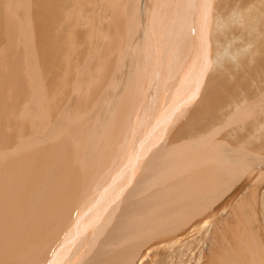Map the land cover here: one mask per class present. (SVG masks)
Returning a JSON list of instances; mask_svg holds the SVG:
<instances>
[{
  "label": "rangeland",
  "instance_id": "rangeland-1",
  "mask_svg": "<svg viewBox=\"0 0 264 264\" xmlns=\"http://www.w3.org/2000/svg\"><path fill=\"white\" fill-rule=\"evenodd\" d=\"M52 1H54L53 5L50 4L48 6V3ZM67 1L68 2H66V0H14V3H12L11 0H0V81H2L0 82L2 83L0 84V97L2 94H5V96L3 95V98H1H5L4 100L7 99L6 101L0 100L5 104L3 106L6 108V110H4L5 108L3 109L6 112L4 116H8L7 112L9 111V113H11L8 116V119L12 117L7 120L10 123L7 122V125H4L5 128L8 129H5L8 131V134L7 131H5L4 135L11 136L10 132H12L14 128L9 129V124L14 127L13 121L21 115V112H19L20 115L14 117L15 110L18 111L17 109H19V111H26L34 109L35 104L33 101V95L35 94V88L30 89V87L31 85H34L33 76L35 74L32 68H28L29 65H31L30 61L34 62L36 65L37 73H39V76H37L39 78L43 74L48 81L51 78L49 83H52V81L54 83L58 79L57 85L65 78L63 77L65 71L69 76H66L68 82V78L71 76L74 79V75L68 73V71L73 72L72 70L76 67H73L72 63L73 65L78 66L76 71H79V69L82 70L83 67L86 68V65H89L90 62L92 64L96 59V53L101 51L99 50L100 48L102 49V53H100L102 58L105 56V58H103L104 62L107 65H112V59H114V56L110 54L111 57H109L110 52H106L107 49L110 50L111 48L109 46L111 36L108 27L109 24L111 25L114 15L121 18L120 15L125 14V17L127 15L128 18H121L123 21L118 18V22L122 25L123 30L127 29V32L123 33L125 35L123 39L124 45H122L120 55H116L111 74L109 75V78L106 79L105 83L107 84V88L104 89L105 92L103 90L106 95L101 92V94H103L100 96V99H103H99V101L101 103L104 102L105 106L101 108L100 103L97 106L95 113V119L97 122L95 123L96 125L94 124V127L98 125L97 128H99L100 125L101 127L105 125L103 120L105 121L104 118L107 116L105 113L106 110L108 111L110 107L112 108L113 104L122 97L129 81L132 80L130 77L135 74L134 72L138 70L140 66L136 63L135 58L137 55H143V53L139 51V47L141 43L143 44L145 31L149 28L151 23L156 29L158 23L154 22V20L156 18H161V16H159L163 15L161 11H167L172 6V3L176 2V0H158V4L155 7L154 5L157 0H135L137 4L136 9L135 6L133 7V5H135L134 0H122V2H120L121 0H118L116 1L115 7L111 9L112 6L108 4L107 0ZM183 1L185 2V0ZM201 1L202 0L198 3ZM24 2L27 3V5H23ZM222 2L223 7H220ZM176 3L175 8L179 5L182 6L180 3ZM181 3L183 4L182 0ZM195 3L197 4L196 0ZM12 4H17L20 8H17V6L14 5L15 8H13ZM210 4H213V8L215 7L213 10L210 9L211 14L208 16L210 22H203L199 27L194 26V24V27L186 24L188 28H181L182 30H179L180 32L187 31V36L182 37V34L179 36L177 29L180 27L179 23L181 20L173 17L172 23L169 25L167 32H165V36L162 31L163 36L160 39L158 47L160 51L161 49L164 51L161 53L162 58H164L162 62H164V60L166 61L165 57L167 49H169L168 51L172 49L169 48L170 38H172V40L176 39V41L179 40L177 41L179 42L178 44L175 43L178 45V50H171L174 52H172L173 56L170 57V61H173L172 58L175 57L172 65H174V63L175 65H179V63L184 60L182 64H180L182 66L179 67L180 69L185 67L190 68L191 65L194 64L191 70L192 74L195 73L192 81H190V79L185 81H189L188 86L190 87L192 85L190 82L193 83L196 79V73H198L201 65L204 64L202 59H200V52L196 46L198 36L196 38L197 41L194 43L195 46L191 48L194 37L193 34L197 31L199 36H202L203 34L205 35V40L201 43L203 45V51L208 44L209 66L207 65V69L203 70L205 71L203 76L204 83L199 87L200 90L198 93L200 94L190 102L191 105L187 104L188 107L187 105L185 107L183 104L185 109L181 106L182 109L180 107L178 108L179 112L176 110L174 118L171 120L172 122L170 121L168 126H166L167 129L157 138L156 143H151L149 140L146 141L145 137L140 139V136H134L130 139L129 143L130 145L132 143V145L129 146L127 150L125 149V143H123L121 148H117V157H115L116 162L112 167L113 169H118L117 176L122 172L124 175L131 177L129 168L134 162V157L136 156L133 151L141 146L146 147L144 145L145 143H151L153 145L143 160L144 162L142 161L140 168L132 178L130 184L128 185L127 181L123 184V186L127 184L128 187L124 190L119 200V204L115 206L116 209L114 208V213L112 211L108 213L102 224L93 231L94 234H91L89 241L86 236L82 235V243L84 244L85 249L83 252H81L82 250L80 249L76 251V244L74 248L71 249L73 251H70L69 253V257H71L69 258L70 261H72L74 253L81 252L83 258L79 256L80 259H77V264H112L114 261L113 264H264V130L263 127H259L256 122L255 124L253 123V126H251L249 122L255 120V118H260V112L264 110V75L260 73L259 76L256 72L254 73V68L253 70H250L252 72L249 74H245V71L243 72L245 63L248 67H251V69L252 65L255 67L256 63L253 62L254 60L252 61V58L255 59L256 56H254L255 50L257 51L261 45L264 47V0H212ZM7 6L10 7V11ZM180 6L176 10L181 16V13L183 12L180 11ZM193 7L194 6H192V9ZM186 8H189L188 3L186 4ZM155 9L160 12H156ZM153 12H156V14ZM8 13L14 20L13 32L10 30V23L8 22L7 17L9 16ZM157 13L159 14L158 16ZM148 19L150 22H148ZM137 20L139 24L137 23ZM192 22L193 20L191 23ZM207 25L209 26L208 28H206ZM158 26L160 27V30H162L161 25ZM175 29L177 30L174 31ZM188 30L190 31L189 35ZM149 31L151 32V30ZM173 31L178 32L176 37ZM102 32L104 33L102 34ZM169 32H171V34H169ZM106 34L108 36H106ZM107 38H109V41ZM104 45L106 46L103 47ZM52 52L57 53L58 56L53 55ZM190 52H192V54H190ZM47 55L49 58H52L50 59V61L52 60L51 62L48 60L49 58ZM192 56L193 59H190ZM55 57L56 59L58 58L57 61H55ZM68 58L69 60H67ZM258 59H260V57ZM44 60L45 62L49 61L48 63L51 64L48 65V63H46L45 65H42V63H44L42 61ZM65 61H67V63L71 61L69 66L64 65ZM57 62L59 63V66ZM87 62L89 64H86ZM187 62L190 63V66H185ZM12 63L14 64L12 65ZM54 63L56 64L54 65ZM116 63L120 64L117 65ZM144 64H146V62ZM4 66H6V68ZM162 68L163 70H166L168 67L166 68L165 66H162ZM50 70L54 71L50 72ZM163 70H161L162 73L166 72ZM259 70H263L264 72V65L263 67L259 66ZM180 71L176 73L171 81V85H175L176 89L177 85L179 86L180 83H183L180 81L182 79ZM237 72H241L242 74L240 75L242 77L240 75L235 76V73ZM46 73H49V76ZM46 75L48 77H46ZM135 76L132 78L134 79ZM55 77L59 78L56 79ZM175 77L177 79H174ZM237 77H239V79H237ZM39 78L36 84L41 81L39 86H44L45 84L49 91L53 88L56 92H60L58 103L61 102L65 95L64 97H61L62 91L59 89V85L56 87V83H52L53 85L50 83L49 88V84H47L48 81L45 80L44 77L42 78V76L41 78L43 80ZM75 78L77 80L78 75H75ZM76 80L74 79L72 82H75ZM178 81L180 83H177ZM236 82H240V84H237ZM168 84H170V80L168 81ZM150 85V88L148 87L147 91H145L146 98L142 95L143 101L146 99V103L149 101L148 104H151V108L157 107L156 109H158V107H160L163 112L166 111L169 105L173 110L176 109V105L178 104L172 99L175 95L174 91H171L167 96L164 95L166 93L161 89V92H164V94H162L166 97H163L162 95V101L159 102V100L153 98L156 97L154 94L156 92L158 80L152 81ZM69 88L71 87H68V89ZM150 89L154 92H151ZM214 89L216 90L214 91ZM217 89L220 92V98ZM70 90L72 95H70V99H72V102L69 101L70 99L67 101L69 104L67 109L71 110L74 108L73 104L75 103L78 94L76 95L72 89H69V91ZM63 91H66V95L69 92H67V87L66 90ZM99 91L100 89H98L97 93ZM186 91L181 95L184 96ZM214 92L217 93H215V96ZM27 93H30L31 98L25 103V100L23 99L27 98ZM18 96L23 98V101H21V99L18 100ZM182 96V99L178 100L179 103L181 101V103H184V98ZM225 96L228 98L231 96V98L228 99L229 101L234 97L235 100H240H238V102H235L234 100L235 105H229L230 103H226V101L223 100L226 98ZM154 100H157L158 104H156ZM152 101H154L155 104H152ZM198 102H200L199 105L197 104ZM10 104L14 108H11ZM142 105H144V103H142ZM7 106L10 108H7ZM210 109L214 111L218 117L214 123L208 125L210 121L208 123L205 119L211 121L213 119H210L208 116L207 118L206 114H204V110L207 112L210 111ZM240 109L252 112V116L250 117L251 120L249 118L242 122H233L228 126L229 119H236L237 112ZM97 112L99 117L96 116ZM167 113L169 115L171 112L167 111ZM134 114H138L137 111H135ZM134 114L130 117V120L132 121L135 120ZM7 116L4 119V124H6ZM97 117L100 118V121ZM201 121H203L202 123L207 124L204 125ZM231 121H233V119ZM261 122L263 123L261 125H264V119L261 120ZM246 124H249L253 128H250V126L247 128ZM150 125H144L141 129L146 130V128L152 127ZM255 127L256 130H254ZM253 131L256 132L254 133ZM128 132L127 136L131 137V132ZM149 132V130H146L145 134ZM230 132H232V135H230L229 138H224L222 140V135L224 137L225 133ZM155 133H159L158 129L155 130ZM212 134L214 135L212 136L214 139H211L210 137ZM12 136L13 137L10 138H14V135ZM199 136L210 138V140L205 147L197 144V148L194 149L193 153L189 152L182 155V152L180 151L183 149L176 150L174 147L181 144H191L195 141L199 143L198 140L201 138ZM41 137L42 136L37 137V139H40ZM12 141L14 142V140ZM152 141H155V136H152ZM227 142L230 143V145ZM42 143L45 144L46 142L44 141ZM239 143L242 145L247 144L250 150H253V153H251V151L243 153L241 150H244V148L238 149V147H235ZM90 144L91 151H94L95 146L92 142ZM12 145H14V143H12ZM12 149H14V146ZM178 152H180V154ZM192 154H194V156H192ZM242 155L244 156V159L246 158L248 161L247 163L241 158ZM217 159L219 160L218 162H220L219 165L213 163V161ZM234 159L241 160V162L237 160L239 166L242 162V164L245 163L247 165L246 168L244 166V173L235 171L227 173L230 175H226L227 178L225 177L224 192L216 193L215 191L216 185L221 183V179L204 184V172L211 170L212 167L216 168L217 165L221 167V169L225 167L224 170L227 167H233L236 162ZM248 165L249 168L247 167ZM109 170L110 169L105 173ZM172 171H175L176 173H173ZM166 173H170V177ZM44 180L45 182L48 181L46 179ZM115 196L116 195L110 193L108 201ZM207 201L208 206L205 207L204 204ZM104 207H106V204ZM194 208L196 210H201V214L197 216L194 214H188L192 213ZM184 212L186 218L187 216L192 218L191 221L189 220L191 223L188 222L190 225L187 224L185 225L186 227L179 226L182 218L178 215L180 213L183 214ZM203 218L205 219V225L202 224ZM187 227H193L194 229L192 234H188L190 237H188V235L186 237L183 236V231L188 229ZM242 237L248 238V242L253 243V252H257L256 254H253L256 256L254 260L249 259V256L252 257V254H250L249 250H245L248 248H245L246 242ZM94 238H96L97 241L92 245V242L94 243ZM90 248L92 250H90ZM25 250L29 251V249ZM217 255L218 257H216ZM222 256L226 258L224 259ZM258 256H260L259 259ZM214 259L217 260V262L214 261ZM247 259H249L250 262H248ZM22 260L26 262L27 260H30V257L26 256ZM210 260H212L213 263H211ZM43 263L44 261L42 264ZM70 263L74 264L73 262Z\"/></svg>",
  "mask_w": 264,
  "mask_h": 264
},
{
  "label": "bare ground",
  "instance_id": "bare-ground-1",
  "mask_svg": "<svg viewBox=\"0 0 264 264\" xmlns=\"http://www.w3.org/2000/svg\"><path fill=\"white\" fill-rule=\"evenodd\" d=\"M24 1H26V0H24ZM70 1H69V3H70ZM116 1H118V0H107L108 4L110 6H112L111 9L115 7ZM123 1H125V0H123ZM199 1L200 0H196V2H197V4H196L195 0H185V2L182 0V2H183V4H182L181 0L180 1L176 0V2H178L182 5V6L179 5L181 7V10L180 9L179 10L181 12H183V13L180 12L181 16L178 14L179 12H177V10H176V9H178L179 6H177V8H175L176 2H173L172 6L167 11H164V12L161 11V13H163V15H159L158 13L160 11L155 9L156 12L158 11L157 16L159 15V16H161V18H156L155 20L154 19L153 20H154V22H157L158 25H161L162 30H160V27L158 25H156V29H155L153 24L149 23L150 24L149 28L144 33L143 44L141 43V45L139 47V51L143 53V55H141L143 57L137 55L135 58L136 63H138L140 65V66L138 65L139 68L137 67L139 71L136 70L134 72L135 74L133 73L134 74L133 76L136 75L134 77V79L132 78L133 76L130 77L132 80L129 81V83L126 87V90L123 93L122 97H120L119 100L113 104L112 108L110 107V109L108 108L109 109L108 111L106 110L105 113L107 116L104 118L105 121L103 120V122H105V125H103L102 127H101V125L99 126V128H97L98 125L96 127H94V124L97 122V120L95 119L96 109H97V106L101 103L99 101L100 96H102V94L105 92L104 89L107 88V84L105 82H106V79H108L109 75L111 74V71H112L113 65H114L113 63H114L115 57L117 54L120 55L122 45H124L123 39H124L125 35L123 33L127 32V29L123 30L122 25L118 22L119 17H117L116 15H114V19H112L113 21L111 22V25L109 24V27H108L109 32H110V36H111L110 43H109V46L111 48H110V50L106 48L107 49L106 52L109 51L110 52L109 55L112 54V56H114V59H112V65H110V64L107 65L104 62L103 58H105V56L103 55L104 57L102 58V55L100 54V53H102L101 48L99 49L101 51L96 53V57H95L96 59L93 61V63L91 64V62H90V64H89L87 62L86 64H89V65H86V68L83 67L84 70L79 69V71H76V68L78 69V66L73 65V63H72V66L73 67L76 66V67H74L75 69L72 68L73 72L68 71V73H72V75H74L75 80H76L75 75H78V78L75 82H72L74 79L71 76L70 78H68L69 79V82H68V80L66 79L67 78L66 76H68V74L65 71L64 76H63L65 78L62 79L61 82L59 80L60 83L58 84L60 87L59 89H61V91H62L61 97H64V95H65V97L62 98L63 100L61 102L58 103V100L60 99V92H56V90L53 89L52 86H51V88L53 89L54 92L52 91V89H51L52 92L49 91L45 84H44V86H39L41 81H39V83L36 84V82H38L39 73H37L36 65L32 61H30L31 65L28 64L29 65L28 68H32V70L35 74L33 76V78H34L33 84L34 85H31V87H30V89L35 88V94L33 92V94H34L33 95V101H34L35 106H34L33 110H26V111L25 110L19 111V109H17L18 111L15 110L14 111V117H16L17 115H20L19 112H21V115L19 117L15 118V120L13 119L14 120L13 121L14 127H12L9 124L10 122L7 121L10 118H12V117H10L8 119V116L10 115L11 112L9 113V111H8L7 112L8 116L7 115L4 116V114H6V112L4 111V110H6V108L3 107L5 105L3 103V101H6L7 99L6 100H4L5 98L2 99L3 95L5 96V94H2V96H1L2 98L0 97V99L3 100V101L0 100V264H42L43 261H44L43 264H71L70 262L74 263L77 261V259H80L79 256H81L83 258V256L81 255L82 254L81 252L84 251L85 246L82 243L83 242L82 235L86 236L88 241H89L91 234L92 233L94 234L93 231L95 229H97V227L99 225L102 224V222L104 221V218L108 215V213L110 211H112L114 213V208L117 204H119V200H120L124 190L127 189L132 178L134 177V175L136 174V172L140 168L142 161L145 159L146 155L151 150V147L153 146L151 143H156L157 138L165 132V130L167 129L166 126H168V124L170 123L172 118H174L176 110L178 111V108L179 107L181 108V106H183V104L185 105V107L187 104L191 105L190 102L193 101L195 99V97H197V95L200 94V93H198V91L200 90L199 87L202 83H204L203 82V78H204L203 76L205 74V71H203V70L207 69L206 68L207 65L209 66V64H208L209 63V61H208L209 60L208 44H207L205 50L203 51V45L201 43L205 40V35L203 34L202 36H199L197 34V31H195V33L193 34L194 37H193V42L191 44V46H192L191 48H193V46H195L194 43H195V41H197L196 38L198 36V42H197L196 46L200 52V59H202V62L204 64L201 65L198 73H196L197 74L196 79L193 81V83L190 82V84H192L190 87L188 86L189 81H187V82H185V81L187 79H190V81H192V78L195 75V73L192 74V72H191L194 64H192L190 68L185 67L183 69H180L179 68L181 66L180 64H182V62L184 60L181 63H179V65H175V63H174V65H172L175 57L172 58L173 61L172 60L170 61V59H171L170 57L173 56L172 52H174L171 50L172 49L178 50L177 44L179 42H177V41H179V40L176 41V39L172 40V38H170V42H169L170 47L169 48H172V49L170 51H168L169 49H167V53H166V57H165L166 61L164 60V62H162V60L164 58H162V56H161V53H163L164 51H162L163 49H161V51H160L158 48L159 43H160V39L163 36L162 31L164 32L163 34L165 36V34H166L165 32H167L169 25L172 23L173 17H176L179 20H181L179 23L180 29L179 28H177V29L179 32V36H180V34H182V37L187 36L186 35L187 31L180 32L182 30L181 28H188L187 25L192 26V27H194V26L199 27L203 22H210V19L208 17L209 14H211L210 9L213 10L215 8V7L213 8V4H210L212 2V0H202L200 3H198ZM11 2L14 3V0L13 1L11 0ZM66 2H68V1L66 0ZM120 2H122V0ZM134 2H135V5H133V7L135 6L137 9L136 1L134 0ZM161 2H163V1H161ZM53 3H54V1L48 3V6L50 4L53 5ZM187 3H188V7L190 8V10H189V8H186ZM20 4H22V3H20ZM25 4L27 5V3L24 2L23 5H25ZM157 4H158V0L156 1L154 6L156 7ZM13 5L14 4H12L13 8H15L14 6H17V8H20V7H18L19 5H17V4L14 6ZM131 5H132V3H131ZM8 6H10V5H8ZM192 6H194L193 7L194 10L192 9ZM55 7H57V6H55ZM220 7H223V2L221 3ZM9 8L10 7H8V10L10 11ZM27 9H29V8H27ZM62 11H63V9H62ZM152 11H154V10H152ZM156 12H153V13L156 14ZM8 15L9 16H7V17H8V22L10 23V30H12V32H13L14 20L12 19V17H10L9 13H8ZM120 16H121V18H128L127 15L125 17V14L124 15L122 14ZM152 16L155 17L154 15H152ZM61 17H62V15H61ZM121 18H119V19H121ZM49 19H50V17H49ZM192 20L194 23L193 22L191 23ZM134 21H135V19H134ZM148 22H150L149 19H148ZM137 23L139 24L138 20H137ZM193 24H194V26H193ZM130 27H131V25H130ZM208 27L209 26L207 25L206 28H208ZM31 28H32V26H31ZM132 29H133V27H132ZM177 29H175L174 31H176ZM149 30H151V32ZM106 32H108V31H106ZM178 32H174L175 37H176V34H178ZM189 32L190 31L188 30V35L190 34ZM30 33H32V32H30ZM103 33L104 32H102V34ZM6 34H7V32H6ZM169 34H171V32H169ZM106 36H108V35L106 34ZM54 39H55V37H54ZM107 40L109 41V38H107ZM175 43H177V44H175ZM105 46L106 45H104L103 47H105ZM136 53H137V51H136ZM49 54H50V52H49ZM52 54L57 55V53H55V52L54 53L52 52ZM190 54H192V52H190ZM48 55H47V57H48ZM188 55H189V53H188ZM43 56H45V55H43ZM254 56H255V59L252 58V61L254 60L253 62L256 63L255 67H254V65H252V69H251V67H248L245 63V66L243 68V72L245 71V74L246 73L249 74L250 72H252L250 70H253V68H254V73L256 72L258 75L260 73H262L264 75L263 70H259V66L263 67V65H264V47H263V45H261L257 49V51L255 50ZM262 56H263V58H262ZM109 57H111V55ZM109 57H107V58H109ZM196 57H198V56H196ZM259 57H260V59H258ZM50 59H52V58H49L48 60L50 61ZM55 59H56V57H55ZM57 59L55 61H57ZM190 59H193V56ZM6 60H8V59H6ZM48 60H46V61H48ZM67 60H69V58ZM144 61L146 62V64H144L145 63ZM179 61H180V58H179ZM42 62H44V63H42V65L43 64L45 65L46 63H48V62H45V60ZM53 62H52V64H53ZM108 62H110V61H108ZM69 63H71V61ZM69 63H67V61H65L64 65L69 66ZM13 64L14 63H12V65ZM50 64L48 63V65H50ZM55 64L56 63H54V65ZM57 64L59 66L58 62H57ZM118 64H120V63H118ZM143 64L146 66H144ZM161 64H163V65H161ZM189 64L190 63L187 62V64L185 66H188ZM17 66H18V64H17ZM41 66H39V67H41ZM61 66H63V65H61ZM162 66H165L166 68L167 67L168 68L166 70H163ZM246 66L249 68V72H248V68ZM4 67L6 68V66H4ZM7 67H8V65H7ZM48 67H51V66H48ZM67 68H69V67H67ZM58 69H59V67H58ZM159 69H160V71H159ZM161 70L166 71V72L162 73ZM51 71H54V70H50V72ZM179 71H180V76H182V79L180 81H182L183 83H180L178 81L177 83H180V84H179V86L177 85V89H176L175 85H171V83H172L171 81L173 80V77L176 75V73H178ZM46 72H48V71H46ZM42 73H44V72H42ZM49 73H46V74L49 76ZM11 74H13V73H11ZM53 74H54V72H53ZM240 74H242V73L237 72V73H235V76L240 75ZM47 75H46V77H48ZM41 76H42V78L44 77V79L47 80V78H45V75L43 76V74H42ZM41 76L39 79H42ZM57 78H59V77H57ZM50 79H49V81H50ZM60 79H61V77H60ZM174 79H177V78L175 77ZM224 79H223V81H224ZM226 79H227V77H226ZM237 79H239V77H237ZM243 79H244V77H243ZM155 80H158V85L156 87V92L154 94L156 97H153V98L159 100V102H160V101H162L161 96L164 94V92L166 93L164 95H167V94L169 95V93L171 91H174L175 95L172 97V99L176 104H178V105H176V109L173 110V108L169 105V107H167L166 111L163 112L162 108L160 109V107H158V109H156L157 107L151 108V104H148L149 101H148V103H146L145 91H147L148 87L150 88V86H151L150 83L152 81H155ZM169 80H170V84H168ZM49 81L47 84H49L48 86L50 88L51 82L49 83ZM57 81H58V79H57ZM57 81L54 82V83H56L55 84L56 87H58ZM0 82H2V81H0ZM184 82H185V84H184ZM52 83H53V81H52ZM52 83H51V85L54 84V83L53 84ZM0 84H2V83H0ZM3 84H4V82H3ZM237 84H240V82ZM72 85H73V87H72ZM155 85H156V83H155ZM227 85H228V82H227ZM24 87H26V86H24ZM66 87H67V92L69 91V89H72V91L76 95L78 94V97L76 96L77 99L74 96V98L76 99V100L74 99L75 105L73 104L74 108L71 110L67 109V107H69V104L67 101L70 99L71 90L66 95L65 94L66 91H63V90H66ZM68 87H71V88L68 89ZM219 88L222 89L221 87H219ZM59 89H58V91H59ZM98 89H100V91L97 93ZM161 89H163L162 91H164V92H161ZM103 90H104V92H103ZM215 90L216 89H214V91ZM150 91H151V89H150ZM185 91H186V94L184 96H182L181 94L185 93ZM217 91H218V89H217ZM101 92H103V93L101 94ZM151 92H154V91H151ZM216 92H214V96H215ZM31 93H32V91H31ZM219 93L220 92L218 91V95L220 98ZM142 95L145 97L144 98L145 101L142 100ZM164 95H163V97H166ZM172 95H173V93H172ZM180 95L184 98L183 99L184 103H181L182 101L180 103L178 102L179 99L180 100L182 99ZM13 97H14V95H13ZM29 98H31L30 93L28 94L26 99L19 97L18 100H20V99H21V101L25 100V103H26L27 101H29ZM229 98H231V96ZM229 98L226 97L223 100L226 101V103H230L229 105L234 104L235 97L231 101L228 100ZM101 99H103V98H101ZM199 99H201V98H199ZM71 100L72 99H70L69 101H71ZM157 100L156 101L154 100L156 102V104H158ZM238 100H240V99L235 100V102H238ZM10 101H11V98H10ZM21 101H20V103H21ZM154 101H152V104H155ZM17 103H18V101H17ZM22 103H24V102H22ZM142 103H144V105H142ZM199 103L200 102H198L197 104L199 105ZM197 104H195V105H197ZM161 105H162V103H161ZM104 106H105V103L102 102L101 108ZM156 106H159V105H156ZM172 106H174V105H172ZM10 107L12 108L13 106L10 104ZM10 107L7 106V108H10ZM185 107L183 106L184 109H185ZM187 107H188V105H187ZM229 107H228V109H229ZM217 109H219V108H217ZM135 111H137L138 114H134ZM151 111H152V113H151ZM167 111L171 112V113H169V115H168ZM204 111H205L204 114H206V117L208 116L210 119L211 118L213 119L212 121L209 119H205V121H207L208 123L210 121V123L208 125L214 123L218 117L217 114L214 113V111H212L211 109H210V111H207V112H206V110H204ZM103 113H104V111H103ZM97 114H98V112H97ZM97 114H96V116L99 117V114L98 115ZM133 114H134V119H135L134 121L130 120V117ZM6 116H7V119L5 122L6 124H4V119L6 118ZM232 116H234V115H232ZM251 116H252V112H248L246 110L244 111V109H240L237 112L236 119L235 118L229 119V123L227 122L228 126L230 123H233V122L235 123V122H239V121L242 122L244 120H248ZM259 117L260 118H257V119L255 118V120H252L249 122H250L251 126H253V123L255 124V122H256V124L259 125V127L262 126L263 130H264V125H261V124H263L261 122V120L264 119V110L260 112ZM99 119L100 118H98V120ZM232 119H233V121H231ZM250 120H251V118H250ZM10 121H12V120H10ZM173 121H174V119H173ZM203 121H201V123ZM7 122H9L8 123L9 129L14 128V130L12 132H10L11 133L10 137H13L12 135H14V138H10L9 136L4 135L5 131L8 130L4 126V125H7ZM150 122H151V125H150ZM98 123H100V122H98ZM148 124L152 127L146 128V130L150 131L149 132L150 134L146 133L147 134L146 135L145 134L146 130L141 129V127L144 125H148ZM202 124L206 125L207 123H202ZM223 126H221V127L224 128ZM246 126L248 128L250 125L246 124ZM246 126H244V127H246ZM251 126H250V128H253ZM5 129H7V130H5ZM156 129H158L159 133H155ZM254 130H256V127ZM128 131L131 132V137L127 136ZM236 131H237V129H236ZM2 132H3V134H2ZM13 132H14V134H13ZM7 134H8V131H7ZM230 135H232V132L225 133L224 137L222 135V140L224 138L225 139L229 138ZM40 136H42V137L40 139H37V137H40ZM134 136H136V137L140 136V139H143L145 137L146 141L149 140V142H151V143H145L144 145L146 147L141 146V147H138L137 150L133 151L136 156L134 157V159H135L134 162L132 163V165L129 168V172H130L131 177H128V175H124L122 172L119 176H117L118 169H113V167H112L116 162L115 157H117V154H116L117 148H121L123 143H125L126 144L125 149L127 150L128 147L132 145V143L130 145L129 141ZM152 136H155L154 142L152 141ZM203 136L202 137L199 136V137H201L200 138L201 140L197 139L199 141V143H197V141H195L194 143H191V144H188V143L184 144V145L181 144L179 146H174V147L176 148V150H182L183 149L182 151H180V152H182V155H185L189 152L193 153L194 149L197 148L196 147L197 144L205 147L207 142L210 140V138L203 137ZM212 136H214V135L213 134L210 135L211 139H214V138H212ZM12 140H14V142ZM88 140H89V142H88ZM44 141L46 142L45 144L42 143ZM91 142L95 146V147L93 146L95 148L94 151H91V144H90ZM12 143H14V145H12ZM228 144L230 145V143H228ZM13 146H14V149H12ZM235 147H238V149L244 148V150L243 149L241 150V151H243V153H245L246 151H251V153H253V150H250V148L247 146V144L242 145L239 143ZM226 148H228V147H226ZM231 150H233V149H231ZM180 152H178V153L180 154ZM239 154H240V152H239ZM254 154H256V153H254ZM192 156H194V154H192ZM241 158L244 159V156L242 155ZM213 159H215V158H213ZM237 160L238 159H234V161H236V162H235L233 167L232 166L229 168L227 167L225 170H224L225 167L221 169V167L218 166L220 164V162H218L219 161L218 159L214 160L213 163L218 164L217 165L218 167L217 166H216V168L212 167L211 170L204 172V174H203L204 184H208L214 180L221 179V183L216 185V190H215L216 193L217 192L221 193L225 188V182H224L225 177H226V175H230L227 173H231L233 171L244 173V171H245V168L247 165L245 163L248 162L246 160V158L244 159L245 161L243 160L245 163L242 164L243 163L242 162L240 166L238 165V161L241 162V160H238V161ZM244 166H245V168H244ZM247 167L249 168V165ZM189 168H191V167H189ZM108 169H110V170L107 173H105ZM173 170H175V169H173ZM173 173H176V172L174 171ZM169 174H167V175H169ZM169 177H170V175H169ZM44 179H46L48 181L45 182ZM126 181H127L128 185L125 184L123 186V184ZM226 183H227V181H226ZM110 193L114 194L116 196L113 197L110 201H108ZM216 196H218V195H216ZM105 204H106V207H104ZM204 206L205 207L208 206V201L204 204ZM201 207H203V206H201ZM194 209L192 210V213H188V214H194L195 216L201 214V210H198V209L194 210ZM205 209H204V212H205ZM178 216H181V218H182L179 226L186 227L185 225L191 223V222H189V220L191 221L192 218L189 216H187V218H186L185 212L183 214L180 213ZM202 224L205 225V219L204 218L202 220ZM187 228L188 229L183 231V236H185V237L188 234L189 235L192 234L194 231L193 227L192 228L187 227ZM96 232H97V230H96ZM175 235H178V234H175ZM189 235H188V237H190ZM170 238H172V237H170ZM243 239L246 242L245 248H248L245 250H249L250 254H252V257L249 256L250 257L249 259L254 260L256 258V256H254L253 254H256L257 252L256 253L253 252V248H252V247H254L253 243L252 242L249 243L248 238H243ZM96 241H97V239L94 238V243L92 242V245L95 244ZM76 244H77V247L75 248V250L77 251L80 249L82 251L76 252L74 254L72 253L74 257H72L73 259H72V261H70L69 258H71V257H69V253H70V251L71 252L73 251L71 249L74 248V246ZM234 244H236V243H234ZM86 247H87V245H86ZM25 249H29V251H26ZM90 250H92V249L90 248ZM75 254H76V256H75ZM258 255H259V253H258ZM26 256L30 257V260H27L25 262L22 259H24V257H26ZM212 256H214V255H212ZM214 257H212V258H214ZM216 257H218V255ZM259 258H260V256H258V259ZM249 259H247L248 262H250ZM210 261H211V263H213L212 260H210ZM214 261L217 262V260H215V259H214ZM74 264H77V262Z\"/></svg>",
  "mask_w": 264,
  "mask_h": 264
}]
</instances>
